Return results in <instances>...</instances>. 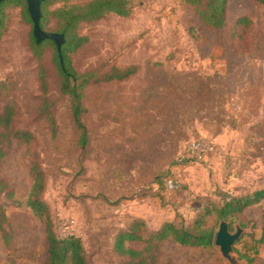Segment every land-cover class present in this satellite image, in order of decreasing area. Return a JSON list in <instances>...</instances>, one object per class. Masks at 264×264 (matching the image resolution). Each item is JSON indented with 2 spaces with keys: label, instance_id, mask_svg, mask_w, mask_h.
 Listing matches in <instances>:
<instances>
[{
  "label": "rangeland",
  "instance_id": "374dc122",
  "mask_svg": "<svg viewBox=\"0 0 264 264\" xmlns=\"http://www.w3.org/2000/svg\"><path fill=\"white\" fill-rule=\"evenodd\" d=\"M83 2L85 0H76ZM227 21L207 24L184 0H131L122 16L78 27L87 41L71 54L78 71L96 77L84 89L79 141L68 96L59 91L53 48L44 50L47 86L29 46L31 25L18 5L7 4L0 39V106L14 109V126L30 138H13L0 158V193L10 238L0 232V264H46L42 222L26 203L29 161L45 176L42 197L56 231L81 236L89 264H113L116 231L133 218L153 230L163 221L187 223L208 201L264 185V6L257 0H227ZM247 15L255 31L236 23ZM52 25V24H51ZM136 64L124 79L103 80L112 66ZM47 109V110H46ZM54 117L51 132L48 113ZM211 138L216 149L201 161L179 164L182 144ZM177 180L174 187L166 179ZM264 204L224 218L243 231L234 243L242 264H264L261 235ZM215 213L208 225L218 226ZM141 247L142 241H132ZM158 258L172 264H228L213 243L186 246L169 238Z\"/></svg>",
  "mask_w": 264,
  "mask_h": 264
},
{
  "label": "trees",
  "instance_id": "16d2710c",
  "mask_svg": "<svg viewBox=\"0 0 264 264\" xmlns=\"http://www.w3.org/2000/svg\"><path fill=\"white\" fill-rule=\"evenodd\" d=\"M190 3L200 17L209 25L221 28L227 21V0H184ZM264 6V0H257ZM18 5L23 19L31 25L29 46L38 59V74L43 89L47 86L45 68L42 63L44 50L53 48V61L59 76V91L68 96L70 101L71 119L79 130V141H87L86 126L82 120L85 107L82 103L84 89L96 77L93 71H78L73 63L71 54L87 41V36L78 31L82 22H90L103 18L108 12L126 16L131 11V0H43L41 1L40 25L46 31L60 32L64 36L61 44V56L56 42L51 38L37 41L32 33V19L27 9L26 0H4L0 3V39L5 30L3 14L7 4ZM236 23L247 27L254 36L253 22L247 15H240ZM52 24V25H51ZM138 65L130 64L125 67L112 66L101 77L103 80L124 79L135 73ZM47 110V109H46ZM14 109L9 103L0 106V158L5 155L7 146L13 138L29 139L30 133L25 129L14 126ZM49 126L52 133L56 127L53 115L48 113ZM29 172L32 177L27 205L39 218L45 233V262L46 264H89L85 254L82 238L79 235L59 234L55 229L54 220L50 214L48 203L42 197L45 176L39 161L32 157L29 161ZM6 184L0 178V193ZM202 203L191 221L175 223L171 220L163 221L157 228L150 230L141 218H133L130 223L119 228L113 237L112 248L120 258L113 264H172L158 258L160 246L167 239L186 246L207 247L212 245L214 228L208 225L207 218L215 213L218 218H228L240 214L246 207L262 202L264 204V187L247 190L239 194H232L221 202L208 201ZM262 227L258 243H264V209L261 213ZM0 232L3 241L10 238L7 229V215L2 201H0ZM132 241H142L141 247L131 244ZM247 264L253 257L246 255Z\"/></svg>",
  "mask_w": 264,
  "mask_h": 264
},
{
  "label": "water",
  "instance_id": "95a60500",
  "mask_svg": "<svg viewBox=\"0 0 264 264\" xmlns=\"http://www.w3.org/2000/svg\"><path fill=\"white\" fill-rule=\"evenodd\" d=\"M4 0H0V3ZM41 1L43 0H26L27 9L32 19V33L37 41L44 38H51L56 42L57 50L61 56V44L64 41V36L60 32L46 31L40 25L41 16ZM243 227L240 223L234 224V229L229 228L228 220L221 218L218 226L214 231L213 244L217 246L222 257L228 264H242L239 257L236 255L233 243L239 239Z\"/></svg>",
  "mask_w": 264,
  "mask_h": 264
},
{
  "label": "built area",
  "instance_id": "2783aa9c",
  "mask_svg": "<svg viewBox=\"0 0 264 264\" xmlns=\"http://www.w3.org/2000/svg\"><path fill=\"white\" fill-rule=\"evenodd\" d=\"M216 149L215 142L205 136L199 135L191 139L186 140L176 157V161L179 164H189L197 161H201L211 154ZM177 180L173 177L166 179V185L170 188L174 187Z\"/></svg>",
  "mask_w": 264,
  "mask_h": 264
},
{
  "label": "crops",
  "instance_id": "0c3cea01",
  "mask_svg": "<svg viewBox=\"0 0 264 264\" xmlns=\"http://www.w3.org/2000/svg\"><path fill=\"white\" fill-rule=\"evenodd\" d=\"M259 187H264V185H262V186H258V187H253L252 189L259 188ZM252 189H247V190H252ZM247 190H244L243 192H245V191H247ZM256 204H257V203H256ZM253 205H255V204H253ZM250 206H252V205H250ZM248 207H249V206H248ZM252 263H254L253 260H252V262H251L250 264H252Z\"/></svg>",
  "mask_w": 264,
  "mask_h": 264
}]
</instances>
